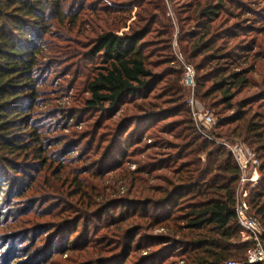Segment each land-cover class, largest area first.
I'll list each match as a JSON object with an SVG mask.
<instances>
[{
    "label": "trees",
    "instance_id": "obj_1",
    "mask_svg": "<svg viewBox=\"0 0 264 264\" xmlns=\"http://www.w3.org/2000/svg\"><path fill=\"white\" fill-rule=\"evenodd\" d=\"M155 2L134 0L140 7L141 25L122 34L100 31L91 37L88 43L91 45L87 47L88 58L97 56L100 65L83 83L87 96L79 103L82 110H86L85 114H98L95 120L90 118L93 122L87 127L91 134L99 135L101 143L107 141L98 166L110 158L109 169H117L124 179L125 176L131 178V187H136L133 196L142 198L109 199L106 186L103 191L102 186H93L88 178L81 177L88 173L86 169L72 166L84 160L82 155L66 157L69 148L80 142L65 143L64 135L54 141V136L50 135L52 129L45 123L48 119L42 121L40 111L42 87L47 86L43 80V59L61 54L57 45L51 43L54 38H60L56 30L71 32L81 11L87 10L90 4L86 0H0V229L11 215L5 213L7 208L16 201L8 194L19 197L33 183L32 176L38 173V179H42L47 189L60 191L69 187L70 197L76 198L75 201L63 199V204L55 207L58 209L53 217L59 221L48 218L42 222L46 228L54 227L53 230L58 231L56 237L64 233L62 251L75 254L69 261L117 264L129 259L132 253H138L128 264H161L164 255L173 251L179 252L183 264L246 260L251 242L241 241L235 213L238 167L226 148L198 132L188 105L181 101L182 71L174 69L159 74L149 65V56L145 53L148 40L144 38L151 32L155 20L150 14ZM246 4L242 0H189L186 12L190 21L195 18L196 21L179 44L182 56L196 69L195 97L218 115L209 134L214 139L244 143L260 161V178L253 187L245 185V191L249 214L264 228V69L261 59L264 40L253 38L248 43H231L241 30L240 27L235 29L238 24H222L223 21L216 24L221 13L226 15L225 19L245 16L250 10ZM251 13L263 16L264 7L252 9ZM246 28L257 30L252 25ZM220 41L222 43L218 44ZM66 54L68 58L78 59L77 64L83 55L78 53L79 58H76L74 50ZM200 56L199 62H195ZM166 60L174 63L176 59ZM66 74L69 71L65 68ZM253 75L261 77L262 82ZM158 83L163 85L158 86ZM252 87L255 90L251 92ZM244 90H247L246 97L235 100ZM125 103L131 104L136 112L104 124L121 111ZM76 114L78 111H71L67 122L76 120ZM173 114H181L180 119L171 123L173 128L180 127L172 133L177 140L174 156L170 153L169 157L156 159L146 154L144 163L134 169L120 163L127 152L123 145L133 139L132 145L140 146L144 133L153 124ZM129 126L132 128L127 131ZM172 130L166 132L170 134ZM123 133H126L124 137ZM61 143L69 145L68 148L48 149ZM170 148L175 149L172 145ZM82 151L87 157L98 154L92 147L84 146ZM159 154L164 153L159 151ZM159 170L169 175L152 176ZM102 174L103 171L96 169L92 176L102 179ZM155 178L162 184L150 183ZM39 202L37 199L32 206ZM119 207L125 209L124 214L110 213ZM65 210L70 213L61 217ZM10 212L17 210L13 207ZM106 213L109 216L96 231V237L89 239L92 219L101 220ZM25 214L14 215L11 223L22 225ZM48 214L52 211L48 210L45 215ZM78 223L82 225L77 232ZM68 225L74 226L73 229L64 232ZM154 229L163 231L151 233ZM74 231L77 233L70 241ZM78 242L82 243L81 247ZM51 246L50 250L58 251L54 244ZM103 251L117 252L106 257ZM158 257H161L159 261Z\"/></svg>",
    "mask_w": 264,
    "mask_h": 264
},
{
    "label": "rangeland",
    "instance_id": "obj_2",
    "mask_svg": "<svg viewBox=\"0 0 264 264\" xmlns=\"http://www.w3.org/2000/svg\"><path fill=\"white\" fill-rule=\"evenodd\" d=\"M76 1L82 2L84 0ZM150 1H156L154 6L152 5V8H150V14L155 17V20L152 23L151 32L144 38L145 40H148L145 53L149 56L148 62L150 67L153 71L158 72L159 74H163L174 69L179 72L182 71L180 72V83L184 87V90L182 91L183 98L181 101L188 105L190 112H192L191 102H193L194 106H197L198 109L205 112L208 111L214 117L216 123L218 115L213 114L215 113L213 110L212 112L210 109L206 108L204 104L199 102L195 97L196 69L192 64L187 63V60L180 52L181 46L179 42L183 38V34L190 27H193V23L196 21V18L190 21L188 13L186 12L189 0ZM212 1L214 2V0ZM242 1L247 3L246 6L248 7V10L250 9L249 13H245V16L238 19H225L226 15L221 13L220 18L216 21V24H219L221 21H223L222 24L226 23L227 25L230 23L238 24V26H235V29L240 27L241 30L236 32L238 33V36L232 39L231 43H248L249 40L253 38H256L258 41L264 40V15L258 17L257 15L254 16L251 13L252 9L256 10L260 7H264V0ZM86 3H88V5L90 4V6H88L87 10L81 11L78 23L73 27L71 32L66 31V33H63L61 30H56L58 37L60 36L61 39L59 38V40L58 38H54V41L51 43L57 45L56 47H58L61 54L52 56L50 59H43V80H45L47 86L44 85L42 87V108H40V111H42V121H46V119H48L45 123H47V125L49 124L48 126L51 127L52 131L50 135L54 136V141H58L60 137L62 139V135H64L66 138L65 143L74 141L76 145L78 143L77 141L80 142L78 146H71L69 148L70 153L66 154V157L73 158L75 156L77 157L82 155V159H84L83 161H76L72 164L74 167L81 166L82 169H86V171H88L87 174H81L82 178H88L93 186H106L107 192L110 195L109 199H116L119 197L142 199L133 196L132 192L136 187H131V178L125 176L126 179H124V175L119 176L117 169V171L114 170V168L109 169L110 158L104 160L103 164H101L102 166H98L101 162L99 158L104 153L102 150L107 147V141L104 140V142L101 143L99 135L91 134L87 127L89 123L91 125L93 122L91 119L95 120V117L98 114L93 112L85 114L86 110H82L83 106L79 103V100L87 96V93L84 92L85 88L83 83L87 81L92 70L96 66L100 65V59H98L97 56L90 59L86 53L88 51L87 47H90L91 45L88 44L91 41V37L100 31L111 30L117 32L118 34H122L139 27L141 25L140 23H142L140 18V7L134 3V0H86ZM234 11L236 13L237 9L234 8ZM251 25L257 30H247L246 27ZM219 43L222 42L220 41L218 44ZM185 48H187V46L183 49ZM72 50H74L75 54H77L76 58H79L78 53H81V55L83 54L82 57L79 58L81 59L79 61V64L81 63V65L77 64L78 59L68 58L69 55H67L66 52L70 53ZM261 55L264 69V46ZM171 57L176 59L174 63H170L166 60ZM200 59L201 56L198 57L195 62H199ZM187 67H190V73L187 71ZM65 68L68 69L69 74L64 75ZM167 78H169V76ZM255 79L262 82L261 77L255 76ZM164 81L165 80H163V82ZM162 83H158V86L163 85ZM263 85L264 84L262 83V86ZM250 90L252 92L255 88L252 87ZM246 91L247 90H244L242 93L237 95L235 100L246 97ZM253 109H256V105ZM71 111H78V114H76V117H78L76 119L78 120L77 122H75V118L74 121L67 122L68 119L66 120V117ZM134 112H136L134 107L131 104L125 103L122 106V110L116 113L111 120H106L104 124H111L121 118L124 114L126 115L125 117H127ZM180 117L181 114H173L171 117L158 120V122L153 124L150 130H147L144 133L140 146L136 147V144L132 145L135 140L130 139L127 144L123 145V147H126L127 152L121 157L120 163H123L125 167L129 166L130 169H134L138 165L144 163L146 154L156 157V159L159 157H169L170 153H173L172 156H174L177 151L175 148L177 140L172 137V133L179 130L180 127L173 128L174 126L171 123L177 121L176 119H180ZM71 123L74 125L72 126ZM214 125L209 126L206 130L207 133L210 132ZM131 128L132 126H129L127 131ZM164 129L167 131L173 130L169 134ZM101 131L103 130H100V132ZM125 134L126 133L122 134L123 137ZM201 135L203 134L201 133ZM209 135V137L213 138L211 134ZM203 136L206 137L205 135ZM214 142L219 145L217 141ZM144 143L145 145L148 144L150 146L145 148V145H143ZM170 145L174 146L175 149L170 148ZM68 146L69 145L67 144L64 145L61 143V145L51 147L48 146V149L53 150L57 147H61L63 149L68 148ZM84 146L95 149L98 152L97 157H87V154H83L82 149ZM99 148L100 151L98 150ZM159 151L167 155L159 154ZM200 157L203 159L204 154ZM97 158L98 160H95ZM96 169L103 171L101 177L102 179H99L100 177L94 178L92 176ZM29 174L33 173L29 172ZM158 175L168 176L169 174L165 170H159L152 174V176ZM33 177V183H31L27 190L23 191L19 197L15 198L12 197L11 193L8 194L10 199H14L16 201L11 202L10 206L7 208L5 213H7V215H11L6 217L8 222L2 227V229H0V264H82L78 260H68L70 257H74V252L62 251L65 246V243H63L64 233L56 237L58 231L56 229L53 230L54 227L49 228V226H47L46 228V226L42 223L49 220L48 218L52 221H59L53 217V213H55L58 209L55 207L57 205H62L63 203H61V200L63 199L69 198V200L72 199L75 201L76 198L70 197L69 193L71 190L69 187L60 188V191L47 189L44 187L42 179H38V173L34 174L32 178ZM120 178L123 179L120 180ZM98 182L100 184H98ZM150 183L162 184V182L156 178L150 180ZM104 187L101 189L102 191L104 190ZM37 199L40 200L39 204L32 206ZM47 206L48 208H46ZM13 207H15L17 212H10ZM47 209L52 211V214L45 215L48 211ZM119 212L124 214L125 209L122 207L121 210V207H119L118 209L114 208L110 210V213L115 214V216L118 215ZM23 213L26 214L22 216V219H24L22 220V225H14L11 223V217ZM69 213V210H65V212L61 214V217L67 216ZM108 216L109 215L106 213L101 220L92 219L88 230L89 239L96 237L99 227H102L104 224L103 222ZM81 225V223H78L76 227L77 232L81 229ZM73 227L68 225L63 231H70ZM161 230L162 229H154L151 230V233H159ZM76 231H74L70 236V241L71 238H73L74 233H77ZM81 242L77 243L78 247H81ZM53 244L54 248L58 249V251L50 250L52 247L51 245ZM115 252L117 251H103L102 255L109 257L111 253L112 255H116ZM137 255L139 254L132 253L129 259L124 262L120 261L117 264H128ZM164 256L165 257L162 259L161 257L157 258L158 261L159 259L162 260L161 264H183V260L180 258L178 251L168 252Z\"/></svg>",
    "mask_w": 264,
    "mask_h": 264
},
{
    "label": "built area",
    "instance_id": "obj_3",
    "mask_svg": "<svg viewBox=\"0 0 264 264\" xmlns=\"http://www.w3.org/2000/svg\"><path fill=\"white\" fill-rule=\"evenodd\" d=\"M187 71L191 72L190 67ZM189 79V78H188ZM192 104V118L203 135L226 148L232 155L239 170L238 182L235 189V213L238 225L241 228L242 242L250 241L251 246L246 251L245 261L226 260L221 264H264V228L260 222L249 214V205L246 200L245 185L253 187L259 180L260 161L252 149L244 143L232 139H214L209 137L207 129L215 124L214 117L208 111H202Z\"/></svg>",
    "mask_w": 264,
    "mask_h": 264
},
{
    "label": "water",
    "instance_id": "obj_4",
    "mask_svg": "<svg viewBox=\"0 0 264 264\" xmlns=\"http://www.w3.org/2000/svg\"><path fill=\"white\" fill-rule=\"evenodd\" d=\"M189 81V80H188Z\"/></svg>",
    "mask_w": 264,
    "mask_h": 264
}]
</instances>
